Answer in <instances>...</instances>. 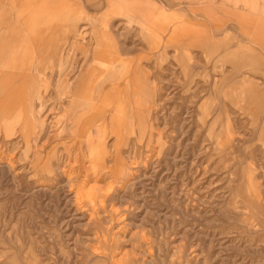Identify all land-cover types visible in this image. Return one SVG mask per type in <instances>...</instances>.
<instances>
[{"label":"rangeland","instance_id":"obj_1","mask_svg":"<svg viewBox=\"0 0 264 264\" xmlns=\"http://www.w3.org/2000/svg\"><path fill=\"white\" fill-rule=\"evenodd\" d=\"M65 1L83 45L149 79L105 80L77 48L56 67L74 80L20 65L4 27L21 0H0V75L17 77L0 94V264H264V32L237 22L264 21V0ZM178 22L199 31L179 52Z\"/></svg>","mask_w":264,"mask_h":264},{"label":"crops","instance_id":"obj_2","mask_svg":"<svg viewBox=\"0 0 264 264\" xmlns=\"http://www.w3.org/2000/svg\"><path fill=\"white\" fill-rule=\"evenodd\" d=\"M204 1H214V0H204ZM110 3L112 5L113 4L115 5L116 0H112ZM132 3L133 2L127 4V7L133 8L134 6ZM101 4L102 3L100 2L95 3L93 6L96 10H100L102 8ZM20 6H21V19H20L21 23L19 22H15L12 24L10 23L4 27L5 32L7 31V33L10 34L9 35L10 38L12 39L11 47L13 48L14 47L16 48L17 46L23 47V52H24L23 56L21 57L19 56L20 65L26 63L24 60V56L33 53V56L36 57V69L39 72L40 71L44 72L46 75L50 73L49 79L66 80V81L74 80L75 78H72L70 75V71H72V68L68 69L69 71V73H67L69 75L68 76L67 74H64L62 68L56 69V67L57 65H60L62 67L65 64V62L68 65V63L70 62L73 56V53L76 51L75 49L77 48V49H82L80 50V52L83 54L84 60L87 57V63L89 60L91 61L92 57L93 58L97 57V59L98 56L99 58L104 57L103 59H105V61L108 63L109 66V69L107 70V75L106 77H104L105 79L106 78L109 80L149 79V77L147 76H143V77L138 76L135 71H131L130 69H127V66L125 65L122 66L118 62L113 63L111 60L114 59L117 61V59L115 57L105 56V51L102 49V47L100 48L95 47L94 49L90 50L89 48H87L85 45L82 44L86 40L87 32L84 28H81L76 24H73V22L77 19L76 18L77 15L75 13L76 6L74 3H68V1L65 0L63 1L62 0H21ZM38 10L40 11L42 10L43 12H39ZM144 13L145 14L142 16L144 19H147L150 22H154L155 20H157V17L155 16L154 12L150 11V9H147V11H145ZM214 17L215 16L213 14L209 16V18L211 19V24L215 23L212 20L214 19ZM42 18L44 20H42ZM225 21L228 22V20ZM237 22L247 33L260 32V31L264 32V21L259 22L253 20L250 17L241 16V18L237 19ZM42 23H44L43 24L44 26L42 25ZM66 23H70L71 25L70 28L68 27L69 31L68 29L66 30L64 28V24ZM45 25L47 27H45ZM216 25H218V27L220 25H223L225 29L224 27L217 28ZM220 25L219 23H215L211 33H216L219 31L222 32L230 31V28L228 27V23L225 25L224 24H220ZM171 29H172V33L170 34V37L168 39V42L170 43H168L167 45L172 46L177 52H179L183 47H186L187 32L199 33L197 29L192 28V26H190L188 23H180V24L179 22L174 23ZM21 30H23V32ZM203 33H208V32H203ZM179 34L181 35L179 36ZM60 35L61 37H59ZM55 36L57 37L55 38ZM173 37L175 38L174 41L172 40ZM196 41L197 40H195V42ZM183 44L185 46H183ZM196 46H202V44L196 43ZM245 46L246 45L236 44V43L231 45V47L234 48H240ZM51 59H53V61ZM85 62L86 61H84V63ZM86 67H87L86 64H83V66L81 67L79 66L77 67L79 74L83 72L81 76L78 75V78H82L83 75L87 72ZM111 77L114 78L112 79Z\"/></svg>","mask_w":264,"mask_h":264},{"label":"bare ground","instance_id":"obj_3","mask_svg":"<svg viewBox=\"0 0 264 264\" xmlns=\"http://www.w3.org/2000/svg\"><path fill=\"white\" fill-rule=\"evenodd\" d=\"M40 2V1H39ZM46 2V1H45ZM43 3V2H42ZM34 6V5H33ZM72 6V5H71ZM71 6H70V8H71ZM25 8V7H24ZM36 9V8H35ZM45 9V8H44ZM68 9V8H67ZM43 10V9H42ZM40 11V10H38L39 12H43V11ZM76 10V9H75ZM37 11V10H36ZM67 11V10H66ZM76 13V12H75ZM30 14V13H29ZM44 14V13H43ZM74 14V13H73ZM29 16V15H28ZM45 18V17H44ZM51 19V18H50ZM42 20H44L43 18H42ZM42 22V21H41ZM40 24V23H39ZM44 23H42V25H43ZM180 24V23H179ZM21 26V25H20ZM44 26V25H43ZM18 27V26H17ZM45 27H47L46 25H45ZM31 30V29H30ZM36 30V29H35ZM63 30V29H62ZM3 31V30H2ZM5 31V30H4ZM22 32H23V30H21ZM1 33V32H0ZM6 33H7V31H6ZM23 34V33H22ZM36 34V33H35ZM10 35V34H9ZM8 35V36H9ZM37 35V34H36ZM35 35V36H36ZM4 36V35H3ZM6 36V35H5ZM28 37V36H27ZM57 36H55V38H56ZM59 37H61V35L59 36ZM14 39V38H13ZM29 39V38H28ZM39 39V38H38ZM59 39H61V38H59ZM3 41V40H2ZM186 41V40H185ZM189 41V40H188ZM62 42H63V40H62ZM190 42V41H189ZM38 43V42H37ZM54 43V42H53ZM18 44H19V42H18ZM60 44V43H59ZM187 44V43H186ZM190 44H192V43H189L188 44V46L190 45ZM183 46H185L184 44H183ZM55 48H57V47H55ZM34 49V48H33ZM38 49V48H37ZM101 51V50H100ZM36 52V51H35ZM34 52V53H35ZM57 52V51H56ZM44 54V53H43ZM100 54H101V52H100ZM187 54V53H186ZM41 56V55H40ZM44 56V55H43ZM42 56V57H43ZM54 56H55V54H54ZM57 56V55H56ZM97 56H98V54H97ZM45 57V56H44ZM40 58V57H39ZM46 58V57H45ZM44 58V59H45ZM43 59V58H42ZM100 59V58H99ZM52 61H53V59H51ZM48 61V60H47ZM89 63V62H88ZM7 64V63H6ZM9 64V63H8ZM91 65L92 64H90V67H91ZM94 67V66H93ZM92 67V68H93ZM0 73H3V72H0ZM14 75V74H13ZM68 75V74H67ZM88 75V74H87ZM25 76V75H24ZM64 76V75H63ZM69 76V75H68ZM108 76H110V75H108ZM115 77V76H114ZM114 77H111L112 79L114 78ZM8 78H17L16 76H11V77H6V76H4V74L3 75H0V94H3V95H5L7 92L5 91V89L7 88V86H11V83H10V81H8ZM23 77H21L20 79H22ZM87 78V76H85V75H83V77L82 78H80L81 80H82V85L80 86V87H78L77 89V91H73L74 90V87H72L71 89H70V91H71V93H72V95H73V104L74 103H76V101H80L79 99H78V97H81L82 99L86 96V95H82V94H80L81 92H80V89H81V87L83 86L84 87V83H85V79ZM38 79V78H37ZM69 79V78H68ZM107 79V78H106ZM105 79V80H106ZM85 80V81H84ZM105 80H103L104 82H105ZM27 82H29L30 84H32L30 81H27ZM103 82V83H104ZM127 83V82H126ZM106 84V83H105ZM121 84V83H120ZM119 85V84H118ZM130 85V84H129ZM6 87V88H5ZM104 87H106V86H104ZM127 87V86H126ZM107 88H108V86H107ZM106 88V89H107ZM21 88H15L14 90H15V92H17V90H19V93H17V98H18V100H19V95L21 94V90H20ZM105 89V90H106ZM124 89H125V87H124ZM116 90H117V88H116ZM123 91V90H122ZM130 92V91H129ZM68 93H69V91H68ZM30 92L29 91H27L26 93H25V95H27V97H30V104H28V108H29V110L30 109H32L33 108V104H32V101H33V97H34V93L32 92L30 95ZM95 94V93H94ZM96 94H97V92H96ZM130 94V93H129ZM62 95V94H61ZM67 95V94H66ZM70 95V94H69ZM127 95V94H126ZM76 96V97H75ZM88 96V95H87ZM92 96V95H91ZM89 97H90V95H89ZM125 97V96H124ZM86 98V97H85ZM88 98V97H87ZM24 100H26V98H23ZM90 99H91V97H90ZM92 100H93V97H92ZM125 100V99H124ZM132 100H134V98L132 99ZM83 101V100H82ZM81 101V102H82ZM126 101V100H125ZM131 101V100H130ZM141 101V100H140ZM6 102V100H4L3 101V103H5ZM132 102V101H131ZM77 104V103H76ZM128 104H130L129 102H128ZM79 105V104H78ZM77 105V106H78ZM139 105V104H138ZM66 106V105H65ZM76 106V105H75ZM86 106V105H85ZM95 106V105H94ZM98 106V105H97ZM59 107H60V105H59ZM87 107V106H86ZM63 108V107H62ZM65 108V107H64ZM78 108V107H77ZM123 108V107H122ZM40 110H41V108H40ZM79 110V109H78ZM86 110H88V109H86ZM61 111V110H60ZM83 111V110H82ZM89 111V110H88ZM128 111V110H127ZM87 112V111H86ZM114 112V111H113ZM110 113V112H109ZM114 117V116H113ZM128 117V116H127ZM129 119H130V117H129ZM108 120H109V118H108ZM111 120V119H110ZM99 122H100V120H99ZM104 122V121H103ZM73 128H74V126H73ZM90 128V127H89ZM94 128V127H93ZM92 128V129H93ZM118 129V128H117ZM72 131V129L70 130V132ZM101 131V130H100ZM100 131L99 130H97L96 131V133L94 134V136H93V139H95L99 134H100ZM117 132V131H116ZM112 134H114V131H113V133ZM72 136V135H71ZM89 139V141L91 140V137H89L88 138ZM102 140V139H101ZM116 141V140H115ZM95 142V141H94ZM94 167H96V165L94 166ZM71 176V175H70ZM70 176L67 178V184H71V178H70ZM129 182V181H128ZM94 188L95 187H90L89 189H90V193L91 194H94L95 193V190H94Z\"/></svg>","mask_w":264,"mask_h":264}]
</instances>
